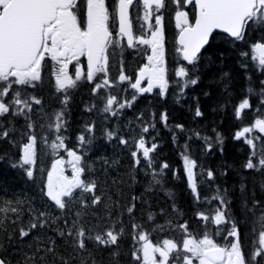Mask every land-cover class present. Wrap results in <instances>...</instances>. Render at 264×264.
I'll use <instances>...</instances> for the list:
<instances>
[{
	"label": "snow or ice",
	"instance_id": "obj_1",
	"mask_svg": "<svg viewBox=\"0 0 264 264\" xmlns=\"http://www.w3.org/2000/svg\"><path fill=\"white\" fill-rule=\"evenodd\" d=\"M140 5L141 0H113L111 5L108 0H0V141L18 147L20 152L17 161H12L7 153L0 154V161L8 160L12 168L22 169L28 180L36 182L35 173L40 157L45 154L58 157L52 161L40 192L51 202V207L65 216L66 228L60 229L59 235L70 239L76 255L83 253L88 256V259L81 256L80 264H97L89 251L88 241L98 248L113 249L110 264H119L116 258L120 256L119 239L125 234V226L119 217L112 218L109 212L106 228L99 230L102 227L99 223L86 228L82 223V212H72L76 204L80 209L94 208L101 203V196L96 194L95 179H88L92 169L85 157V152L94 142L95 123L84 125L76 138V148L66 143L69 139L66 135V115L71 92L83 84L91 85V94L102 101V106L94 103L85 110L103 113L105 119L119 118L124 109L132 108L144 94L155 93L166 98L170 87L175 88L176 102L179 103L188 88L199 84L201 69L216 63L211 55L206 54L217 39L218 32L224 34L222 42L226 45L248 44L250 51L239 53L245 58L240 66L247 70L250 67L247 59L250 58L253 70L264 75V0H142V14L138 8ZM189 5L193 8L191 17L185 10ZM169 9L174 11L178 30L175 52L179 59L172 68L167 60L164 30V12ZM130 10L135 11L136 15L133 16ZM134 20L139 25L138 30H134ZM253 32L260 34V39L249 43L248 35ZM125 48L137 54L143 52L146 59L132 75L126 74L122 58ZM117 54L121 56L118 76L112 79L110 61ZM218 56L223 58L224 52L220 51ZM82 58L86 60V65L82 63ZM228 76L227 72L223 73V77ZM46 77L47 86L58 94L62 105L59 110L44 112L41 98L34 94L37 89L46 86ZM248 79L251 80V77ZM124 84L127 87L120 90L128 93L130 89L131 93L118 98L111 90ZM259 84L258 90L251 85L247 88V95L234 110L236 119L243 120L245 110L253 109L250 97L258 96L259 104L253 109V122L234 134V139L243 140L250 148L244 167L255 171L264 170V79ZM37 115L39 123L33 119ZM195 116H203L199 105ZM19 117L25 119V131L20 134L22 139L26 137L24 143L15 139L16 129L8 126ZM137 120L140 121L138 138H126L118 130L109 128L104 130V135L108 141L116 140L125 147H134L131 151L133 168L151 170V183L161 186L164 170L169 169L170 165L162 163L159 171L153 167L152 154L159 146L154 142V137L150 138L152 142L149 146L144 134L149 133L150 128H155V124L144 123L142 114ZM160 121L168 127L166 111L160 113ZM175 127L184 130L182 124ZM195 135L201 138L198 132ZM203 139L206 152L210 153L217 147L223 153L224 138L219 132H216L214 139ZM173 140L175 142V135ZM256 141L261 142L259 148ZM184 147L185 151L181 153L184 175L195 202L200 203L198 183L214 181L216 175L212 169H202L187 154V144ZM44 149L51 151L47 153ZM61 151L66 154L67 160L60 155ZM66 164L71 167L70 176L65 175ZM223 174L227 175V172ZM173 176L178 179L179 170L174 171ZM200 176L204 180L198 182ZM226 191L217 187L211 199H206L207 203L213 200L217 202L214 212L196 213V218L204 224L202 233L190 230L188 221L174 224L169 220L166 225L159 224L151 212L143 223L136 222V205L132 203L126 209L134 241L131 259L135 264H264V206L259 200L253 202L252 208L245 206L253 215L256 209H260V214L255 218L260 230L257 233L255 227L252 229L257 239L253 242L252 251L246 254L241 246L238 224L227 215L229 201ZM132 199L135 201L137 198ZM22 203L20 200H7L0 206V214H3L0 215V229L5 228L9 214L15 216L11 224H16L23 211L20 207ZM29 211L35 214L30 216L26 227L18 229L20 240L29 237L33 230L51 227L60 218H53L49 211ZM69 215L72 216L71 220L67 218ZM150 224L153 225L151 231L148 230ZM210 224L215 226L214 235L224 231L221 225H229L223 237L225 244L218 243L209 233ZM169 230L177 232L179 240L164 237L154 241L151 238L153 233ZM229 237L234 239L229 240ZM7 239L11 241L12 237L8 235ZM49 245L44 251L54 253L55 241L50 240ZM36 252H40L38 247ZM75 258L72 257L73 261ZM59 260L60 264H69L63 257ZM0 264H9V261L0 257Z\"/></svg>",
	"mask_w": 264,
	"mask_h": 264
},
{
	"label": "trees",
	"instance_id": "obj_2",
	"mask_svg": "<svg viewBox=\"0 0 264 264\" xmlns=\"http://www.w3.org/2000/svg\"><path fill=\"white\" fill-rule=\"evenodd\" d=\"M167 60L169 67L176 65L179 57L175 52V39L177 30L174 25V18L167 17L165 21ZM217 39L213 42L209 53L216 63L211 67L202 68L200 71V82L197 86L188 88L186 95L176 102V92L174 87L169 88L166 98H161L155 93L144 94L140 96L132 108L124 109L119 118L109 117L105 119V114L93 110L88 112L85 109L92 104L102 106V101L98 100L91 94V85L83 84L71 92L66 119L68 122V132L66 135L69 139L66 141L71 148L77 147V136L83 131L86 123H95V138L90 150L85 152L86 163L91 166L92 172L88 179H95L97 183L96 194L101 196V203L94 208L80 209L79 204L73 206L72 212L80 210L83 215L82 223L86 228L93 227L98 223L101 229L108 226V216L119 217L124 226L125 234L119 239V264H135L131 259L134 241L130 234L131 220L126 211L127 207L135 203V220L143 223L149 212L153 213L156 222L166 225L167 221L173 223H182L188 221L190 230L194 233L204 231L203 222L196 218L199 211L214 212L217 207L216 201L211 203L205 202L210 200L215 194L217 187L226 189V199L229 201L227 215L234 219L239 227L240 241L244 252L247 254L252 251L253 242L257 235L252 229L255 227L258 231L259 226L255 224V218L260 214V209L255 210V215L249 213L247 208H252L253 202L259 200L261 206H264V170L255 171L244 167L246 164L250 148L243 140L234 139L237 130L245 125H250L254 119L253 109L259 104L258 96H251L250 103L253 109L245 110L243 120L235 117V106L247 95V88L251 85L257 90L260 87L259 81L264 79V75L253 70L250 58L247 59L250 67L245 70L240 66L242 60L239 53L241 51H250L248 44L226 45L222 42L224 34H216ZM260 39V34L255 32L248 35L249 43H254ZM220 51L224 52L223 58L218 56ZM119 53V50H117ZM123 61L125 64L126 74L132 75L135 70L145 63V59L133 50L124 49ZM121 56L117 54L110 61V78L115 79L118 76ZM227 72L228 77H223ZM251 77V80L248 77ZM127 87V84L119 85L118 88L111 90L118 98L130 95L120 89ZM104 91V90H102ZM207 93V95H206ZM42 100V110L50 112L59 110L60 104L58 94L53 89L46 86L37 89L34 93ZM199 105L203 116L196 117L195 110ZM41 108V106H34ZM167 112L168 127H165L160 121V113ZM144 123H154L155 128H150L149 133L144 134L149 146L151 137L155 138L158 144L157 151L153 153V167L159 171L162 163L167 162L170 167L164 170L162 185L156 186L151 183V170L142 168H133L131 151L134 147H125L118 141H108L104 135L106 128L118 130L120 135L130 138L139 137L141 116ZM33 119L39 123L38 115ZM7 123V122H5ZM182 124L184 130L175 126ZM16 129L15 139L20 143L26 142V137L21 138V133L25 131V119L16 118L8 125ZM215 129V131H213ZM199 133L201 138H197L195 133ZM216 132H219L223 138V153L219 148L214 147L212 152L205 151V141L203 137L215 138ZM175 135V142L173 136ZM251 135H258L252 133ZM258 148L261 142L256 141ZM187 144V154L197 161L202 169H212L216 175L214 181L198 183L201 202H195L193 195L187 185L182 167L181 153L185 151ZM50 153V149H44ZM11 157L12 161L19 159V148L12 147L10 144L0 141V154ZM65 160L68 159L66 154L61 151ZM58 158L56 155H42L38 161L36 182L28 180L20 168H12L8 160L0 161V206H3L7 200H20L23 203L20 207L23 209L19 220L15 225L11 220L15 219L13 214H9L10 219L5 221V228L0 229V257H4L9 264H60V257L67 259L69 264H80L81 256L88 259V256L81 253L76 255L71 246V241L67 237L59 235L60 229H65V216L61 215L58 210L51 207V202L43 197L40 188L46 180V173L50 169L51 163ZM107 161V163L105 162ZM255 162V159H254ZM144 161L142 160V164ZM179 170V178H174L173 172ZM227 172V175L223 173ZM65 175H71V167L65 165ZM159 178V177H158ZM198 182L204 180L203 176L197 178ZM243 185V191L241 186ZM151 188V191H149ZM87 195V194H86ZM133 197L137 199L133 201ZM175 205V209L173 208ZM247 206V208L245 207ZM29 209L49 211L53 218L59 216L56 223L51 227L33 230L29 237L23 240L19 239L18 229L26 227L29 223L30 216L34 212ZM163 213V214H162ZM3 215V214H0ZM69 220L72 216L67 217ZM153 225H148L151 231ZM119 225H117V228ZM224 231L220 235H214L215 226L209 225L208 231L214 235V239L225 244L223 237L227 234L229 225L220 226ZM5 229L7 232H5ZM97 229H94V231ZM12 237L11 241L7 236ZM164 237H175L179 240L177 232L171 230L152 234V239H162ZM229 240L234 238L229 237ZM55 241L54 253L44 251L49 245V241ZM37 247L40 252L37 253ZM89 251L97 261V264H110L113 260L111 252L113 249L98 248L93 242L88 241ZM75 256V261L72 257ZM31 257L32 259H27ZM42 257V259H41Z\"/></svg>",
	"mask_w": 264,
	"mask_h": 264
},
{
	"label": "flooded vegetation",
	"instance_id": "obj_3",
	"mask_svg": "<svg viewBox=\"0 0 264 264\" xmlns=\"http://www.w3.org/2000/svg\"><path fill=\"white\" fill-rule=\"evenodd\" d=\"M108 2H109V4L111 5L112 3H113V0H108ZM174 7V6H173ZM190 7H192V6H190ZM138 8H140L141 9V14H142V3H141V5L140 6H138ZM132 11V10H131ZM132 15L133 16H135L136 15V12L135 11H132ZM173 15H174V11H172L171 9H169L168 11H166V12H164V25H165V19L167 18V17H173ZM153 22H154V18H153ZM133 23H134V30H138V28H139V25H138V23L134 20L133 21ZM167 44H166V50H167ZM140 54V53H139ZM138 54V55H139ZM141 56L143 57V59H145V57H144V54H143V52H141ZM145 62H146V59H145ZM82 63H84L85 65H86V60H84L83 58H82ZM70 72L72 71V66L70 65Z\"/></svg>",
	"mask_w": 264,
	"mask_h": 264
},
{
	"label": "water",
	"instance_id": "obj_4",
	"mask_svg": "<svg viewBox=\"0 0 264 264\" xmlns=\"http://www.w3.org/2000/svg\"><path fill=\"white\" fill-rule=\"evenodd\" d=\"M219 33V32H218Z\"/></svg>",
	"mask_w": 264,
	"mask_h": 264
}]
</instances>
